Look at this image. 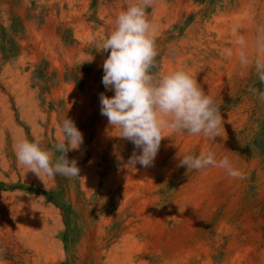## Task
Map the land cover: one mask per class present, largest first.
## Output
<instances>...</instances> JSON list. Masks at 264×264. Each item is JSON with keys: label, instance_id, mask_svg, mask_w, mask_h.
Instances as JSON below:
<instances>
[{"label": "rangeland", "instance_id": "rangeland-1", "mask_svg": "<svg viewBox=\"0 0 264 264\" xmlns=\"http://www.w3.org/2000/svg\"><path fill=\"white\" fill-rule=\"evenodd\" d=\"M139 2L0 0L1 68L23 64L21 77H26L28 93H34L30 112L26 109L23 113L13 100L10 102L13 115L7 141L10 144L16 139L10 131L22 130L23 139L35 142L30 137L34 127L40 141L50 144L52 149L45 150L53 152L55 161L60 153L54 145L62 139L60 125L65 117L74 121L84 138L79 150L67 153V159L76 160L79 166L77 179L56 175L49 190L43 182L40 187L16 188L12 193H23L51 213L49 226L58 249L54 253L56 264H98L96 254L101 251L107 255L98 254L105 258L102 263L107 259L111 264L114 254L124 252L126 239L136 244L133 264H163L174 247L181 245L187 250L184 238L193 239L195 254H183L179 260L165 258L166 264H231L249 244L256 255L264 253V101L258 98L264 83L254 66L258 58L264 60V53H246L250 61L247 67H242L239 59L225 56L231 35L222 34L218 22L236 0H149L145 6L146 19L157 28V55L150 74L156 78L164 75L163 62L174 64L179 52L185 68H198L199 86L214 100L222 125L220 135L205 144L200 139L189 144L177 142L178 133L165 132L160 151L166 158L161 155L160 161L154 162L161 171L156 173L150 167L144 179L141 173L145 168L137 165L134 175L125 177L128 159L140 149L111 136L105 128L99 96L103 93L111 98L114 92L102 84V65L110 54L102 51V44L113 30L117 14ZM249 3L255 10L251 22L264 36V0ZM244 8L237 6V10ZM229 23L227 20V26ZM220 73L226 77L221 78ZM66 86L74 87L83 100L72 97ZM165 146L169 149L163 150ZM202 152L215 153L216 158L232 154L244 178L230 177L235 184L227 189L219 182L210 198L212 209L205 211V206L197 216L194 208L201 190L191 188L210 168L196 171L178 165L179 155L198 156ZM5 178L12 180L10 175ZM13 179L22 181L18 174ZM183 180L185 184H181ZM219 219L225 224L220 225ZM160 229L166 230L161 237V232H151ZM233 233L237 242L242 238L252 241L227 251ZM29 246L16 238L0 243V263L31 264Z\"/></svg>", "mask_w": 264, "mask_h": 264}, {"label": "clouds", "instance_id": "clouds-1", "mask_svg": "<svg viewBox=\"0 0 264 264\" xmlns=\"http://www.w3.org/2000/svg\"><path fill=\"white\" fill-rule=\"evenodd\" d=\"M148 2L140 0L119 12L113 30L102 44V51L110 53L102 65V84L114 95L109 98L100 94V114L107 118L111 136L127 140L134 149H140L139 154L133 151L126 164L133 172L137 165L153 166L165 132H187L191 136L215 139L222 125L214 100L188 73L174 71L159 78L150 74L149 69L157 55V28L146 19L144 8ZM233 33L235 35V29ZM235 43L240 49L237 53L239 63L247 67L250 61L243 50L244 37L237 36ZM258 47L264 53V40L258 42ZM224 54L230 58L234 53L227 48ZM254 66L259 81L264 83V60L258 58ZM258 98L264 101V92H259ZM60 131L62 139L54 145L55 152L60 155L55 161L53 152L41 148L38 142L18 140L14 144L18 166L34 173L42 182V178L54 179L56 175L79 177L77 161H69L67 153L79 150L84 142L83 134L74 121L66 117ZM179 157L178 166L188 170L218 168L231 178H244L227 156L217 159L212 152H202L198 156Z\"/></svg>", "mask_w": 264, "mask_h": 264}, {"label": "bare ground", "instance_id": "bare-ground-1", "mask_svg": "<svg viewBox=\"0 0 264 264\" xmlns=\"http://www.w3.org/2000/svg\"><path fill=\"white\" fill-rule=\"evenodd\" d=\"M250 1L251 0H236L233 6H230L228 8L229 10L225 14H222L219 17L220 21L218 22V24H219L220 30L223 31L222 34H225L228 36L231 35V38L229 41L230 42L229 48L233 50L234 54L232 57L229 58L230 60L238 59L237 53L240 49H239V46L236 45L235 43L237 36L244 37L246 44L243 50L246 53H254L256 50H259L258 42L261 40H264V36L261 34V31L258 28V26H255L251 22L253 19V13H255V10L253 9V7L249 8L248 5L251 4L249 3ZM159 6H161L160 8L161 10H164L163 4L159 3ZM237 6H239L240 8H243V7L245 8L242 10H237ZM227 20L230 22L229 26H227L226 24ZM234 29H235V35L233 33ZM176 55L177 56H176V59L174 60L175 61L174 64H172L173 61L163 62L162 68L165 74L171 73L174 71H184L188 73L193 79H196L197 84L199 85L198 68H196V66L194 67V69H191V70L185 68L181 54L179 52H176ZM1 61H3L2 58H0V63ZM1 64H0V243L2 245H5L8 241H13L14 238H16L17 240H25L27 244L30 245L29 248L31 251L30 252L31 254L30 260L32 261L31 264H56L57 261L55 263V259L57 260V258L54 257L55 256L54 253H56L58 249L56 247L55 239L53 236L55 233H53V231L50 229V226H49V223L52 221L51 213L47 211V209H45L44 207L37 205L33 199L29 197L28 198L24 197L23 193L21 194L18 192L12 193V191H15L16 188H22L23 190H27L33 187L36 188L43 182L46 183L47 190H49L51 188L50 186L54 182L53 179H48V178H42L43 180L42 182L37 175H35L34 173L30 171L28 172V170L24 168L23 166H18L16 157L14 154V144L18 140L24 138V135L22 134V130L21 131L19 130L18 132H13V130L10 131L11 137L16 136V139L15 138L12 139L10 143L11 145L9 144V141H7L9 130H11L10 126L12 125L11 117L13 115L12 109L10 108V102L13 100L16 103V105L19 107V110L23 109V113L25 112L24 110L26 109H27V112H30V110L34 107L33 97H32V94L34 93H31V92L28 93L27 83L25 81L26 77L25 79L24 77H21V69L22 70L24 69L23 64L17 63L13 66L11 65L12 67H9V66L6 67L7 66L6 64V65H3L2 68H1ZM217 75H220L221 78L226 77V74L223 75L222 73L217 74ZM66 90L69 92V94L72 95V97L76 98L77 101L81 102L83 100L80 93L74 87L66 86ZM20 114L23 117L22 113ZM102 117H103V121L105 122L104 124L105 128L109 132H111L112 129L108 125L107 118L104 116ZM31 128L33 129V130L31 129V132H30L31 139L35 142H38L43 149H48V150L52 149L50 148V144L48 143V141L47 142H44V140L40 141L34 127H31ZM115 134L116 133H113V135ZM17 136H19V138ZM177 136H178L176 139L177 142H181L182 140H185L186 142L188 141V144H189L190 141L192 142L193 140L197 141V139H200L203 144L207 142V138H204L202 136H195L191 140H189L188 137H190L191 135H189L187 132L178 133ZM188 144L185 145V147H187ZM167 146H165L163 150L165 149L167 150V148L169 149V147ZM222 152L223 150L221 151V153ZM219 154L217 153L216 155H219ZM161 155L163 156L162 159L164 157L166 158V155L165 154L163 155V152H161L159 149L154 162L158 160L160 161ZM227 157L230 159V161L232 162L233 166L236 169H240L239 168L240 164L237 163L235 157L232 156V154L227 155ZM217 159H221V158H217ZM155 165L156 164H154L151 167H154L155 169L154 171L156 173H159V171H161L159 168L160 166L159 165L155 166ZM148 170H150V167L143 169V174L141 173V175L145 176L144 179L148 178L147 177ZM126 171H127L125 174L126 178L134 175L133 171H131L129 168H127ZM206 172L207 174L203 175L200 178V181L197 183V185H194V186L192 185V188H191L192 190H199V189L201 190L200 196L197 197L199 198V201L195 204V208H194V211L196 212L195 215L197 216H199L201 212H204L202 210L205 208V206H206L205 211L212 209V203L210 202L211 200L210 198H212V194H214V192L216 191V188L219 182H221L222 185L226 189L228 188L227 186L235 184L234 181H229L230 177L222 169L210 168ZM16 174L20 175V177L22 178V181L18 182V180L13 179ZM6 175H10L12 177V180L11 181L7 180L5 178ZM115 176L116 175H114L113 177L115 178ZM116 184H117V181H116ZM181 184H185L184 180L183 182H181ZM147 186L148 185H146V187ZM214 189L215 191H213ZM58 220L60 221L59 218ZM219 221H220V225L225 224L224 220L219 219ZM151 232L152 233L161 232L160 234V237H161L164 234V232H166V230L164 229L152 230ZM148 233L149 232H147V234ZM236 239H237V235L233 233L231 237V241L229 242V244L227 243L228 245L227 251H233V249L243 246L242 244L249 243L252 241V239H247L249 241L247 242L245 238H242L241 242H237ZM186 240L187 238L183 239V241H185L188 244L187 250L186 248L184 249V247L181 245L174 247L173 249H171L172 253L170 254L168 253V256L164 258L163 256H161V258L164 259L162 260L164 261L163 264L168 263L166 259L169 257L177 258L179 260L183 256V254H195L197 245L196 246L194 245L195 242H193V239H191V241H186ZM123 243H124V246L126 245L124 252L123 251H122L123 253L121 252L122 255L114 254L113 257H111L113 258L112 261L111 262L109 261L111 264H133V259L135 258V245L136 244L134 245L130 244V241L128 239L124 240ZM98 254L99 256L101 255L104 256L105 252L101 251L96 254V259L98 261V264H105V263L107 264L106 262L107 259L105 260V262L102 263L103 259H105L107 255H105V258H103V257H98ZM245 259L247 260L246 264H260V263L264 264V253L262 252L256 255V250L254 249L253 245L249 244V246H246V248L243 250L241 257L233 258V261L231 264H242V261ZM189 264H199V263L191 262ZM203 264H211V263H203ZM222 264H225V262H223Z\"/></svg>", "mask_w": 264, "mask_h": 264}]
</instances>
